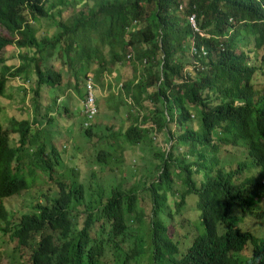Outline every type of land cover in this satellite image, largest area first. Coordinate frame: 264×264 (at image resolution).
Returning a JSON list of instances; mask_svg holds the SVG:
<instances>
[{
    "label": "trees",
    "instance_id": "1",
    "mask_svg": "<svg viewBox=\"0 0 264 264\" xmlns=\"http://www.w3.org/2000/svg\"><path fill=\"white\" fill-rule=\"evenodd\" d=\"M184 1L0 0V30L20 35L8 39L0 32V100L11 97L8 90L15 85L10 79L23 75L24 81L35 79L37 98L45 88L70 87L63 72L51 66L56 57L69 67L83 100L96 63L95 81L132 64L133 71L143 70L122 84L118 106L126 109L132 125L107 139L110 145L98 162L109 165L114 154L126 152L124 143L139 147L158 142L160 133L171 143L170 152L155 158L157 177L141 175L131 188L113 178L115 186L107 191L101 172H94L93 184L61 182L52 206H34L33 213L23 214L13 236L23 247L31 246L34 235L42 238L30 264H103L108 259L132 264L143 255L150 264L166 259L167 264H264V228L256 234L242 226L248 217L258 222V229L264 227V91L258 93L262 85L256 84L264 76V0H186L181 12ZM80 2L82 9L63 20L72 11L66 7L80 8ZM191 16L204 37L192 29ZM48 18L58 26L57 33L40 41L32 22ZM134 21L138 25L131 30ZM14 44L25 51L20 56L25 64L18 69L5 65L3 58V51ZM193 46L207 56H192ZM129 49L131 59L126 58ZM100 91L96 104L101 109ZM62 96L53 100L42 120L32 121L47 125L39 131L29 120L15 121L8 130L0 124V224L7 228L12 225L7 201L42 174L52 177L63 164L57 149H48L51 126L62 117ZM146 105L151 110L143 115L140 109ZM87 121L85 117L79 135L89 142L99 135L93 122L85 126ZM231 147L242 161L226 169L221 156ZM114 161L122 164L120 158ZM191 197L196 198L199 223L183 219ZM146 198L152 203L147 227ZM68 207L87 210L81 237L56 231L66 227ZM49 208H54L51 213ZM95 227L97 235L89 236ZM245 251L251 254L247 259L241 257Z\"/></svg>",
    "mask_w": 264,
    "mask_h": 264
},
{
    "label": "rangeland",
    "instance_id": "2",
    "mask_svg": "<svg viewBox=\"0 0 264 264\" xmlns=\"http://www.w3.org/2000/svg\"><path fill=\"white\" fill-rule=\"evenodd\" d=\"M83 6V2H80V8H74V4L67 6L66 9H72V11L70 13H64L62 16L63 20H68L73 14H75L76 11H80ZM52 22L53 21L50 18L32 22L34 26L37 27L36 32L40 41L45 40V37H53L56 35L58 26L55 24L51 25ZM7 37L10 36L7 35ZM23 53L25 54V51L20 52V50L16 47L15 49L11 48L8 50V54L10 56H13V54L18 55V58L15 60H13L11 56V59L13 60L11 64L17 65L14 67L18 68L19 64H25V60L21 59L19 55ZM30 56L33 57V55ZM52 65H56V68L60 69L67 79L64 84H69L70 87L67 86L66 90L64 89L65 87L45 88L40 93V97L37 98L36 90H34L35 80L33 79L32 84L29 85L30 89H26V91L21 92L18 89L23 83L15 84V87L8 92L11 97L0 100V124L3 126L4 130H8L10 128V124H13L15 121L20 122L29 120L32 122L36 117H38L39 120H42L41 116L45 114L48 106L52 104L53 100H56L60 94L63 95L62 100L58 103L59 112L62 114V117L51 126V132L48 135H52L54 146L58 148L62 154L63 165L62 167L55 169L52 178L48 175L42 174L38 181L32 183L29 190L7 201L6 205L11 215V220L14 221V223H17L23 214L31 213L33 211V205L35 206V203L38 201L41 203V201H45L46 197H54L58 192V182H69V178H71L70 176L73 177L74 175V178L77 180L87 181L94 172H101V177L105 179L103 184L106 188H108L107 191L115 186L113 183L115 178L118 179L119 183H123L126 188H131L138 183V180L144 178L141 177V175L151 174L152 176L157 177L159 174L156 169L158 163L155 158L160 159L162 154L170 152L171 143L168 135L166 133H160V136L158 135V142L151 140L150 143L149 140L148 144H144L139 147H130L124 143L123 147L126 149V152L120 151L114 154V157L110 158L109 165H101L97 158L102 149L107 151V147L110 145V142L107 145V139H112L113 136L119 137L122 131H125L132 125V122L129 119H126V109H118V106H120L119 98L121 97L118 98V91L116 87L119 84H126L127 82L134 80V78L139 77L143 69H135V72L133 71V65L126 63V65L116 67L113 73H104V75H101L99 79L96 81L94 80L95 91L101 89V95L99 96L102 101L101 109L99 108V116L93 123L95 128L98 129L96 134L99 135V137H94L91 141L87 142L84 137L82 138L81 135H79L81 134L79 129L85 117H82V115H84L83 99H81L78 95L77 90H79V88L75 86L76 81L74 77L70 75L71 71L69 67L64 66L59 57L52 60L51 66ZM98 65L99 64L96 63L93 66V72L89 73V77L91 76L94 78V72L97 71ZM256 84L258 86L262 85L258 88V93H263L264 76L258 77ZM103 85L104 87H102ZM111 86L112 88H110ZM108 88L111 90H108ZM82 92L84 93L83 88ZM140 110L143 111V115H148L150 113L151 106L148 107L146 105L144 109ZM135 112L137 114L139 110L137 109ZM195 121L192 124V127L197 130L198 123ZM32 124L38 131L47 127L45 123L39 124L32 122ZM100 137L104 138L100 139ZM121 141H123L122 138L120 142ZM179 153H183V150ZM222 153L221 163L223 165L222 167H226V169L236 166L237 161L242 160V156L235 148L231 147L229 152ZM115 158H120L122 164L117 165L116 161H114ZM93 163H96L97 167L94 166ZM112 169L115 171L114 174L110 172ZM113 175L118 177H112ZM176 181L178 182L179 180ZM178 184L180 185L181 182L179 181ZM144 186H146V183L143 184V187ZM110 195L111 193L107 194V196ZM146 200L147 201L145 203H142V206L145 208V215H148L145 220L147 227L149 224V216L151 213L150 207L152 206V203L148 200V198H146ZM195 201L196 198L191 197L185 204L182 212L185 222H192V224L199 223V211L196 207ZM86 217V215L80 216V228H82V223L85 221ZM242 226L243 228L249 230L258 229V224H256L253 219L248 217L242 223ZM99 227L100 226L98 225V228ZM176 227L179 230L184 228L183 226ZM196 227H198V225H196ZM5 229H7L5 224H1L0 264H30L31 249L26 250L21 247L18 240H14V238H12L11 232H4ZM172 232L173 230H170V234H172ZM132 234L136 235L135 229L132 230ZM192 234L191 240L193 239ZM38 239L39 236H37L35 242H37ZM244 255L249 256L250 252L246 251ZM109 257L113 256L110 255ZM117 260L114 261L113 259H108L104 261L103 264H117L116 262H120V260ZM132 264L150 263L148 262V257L143 255L142 257L140 256L138 263L133 262ZM158 264L165 263L161 261Z\"/></svg>",
    "mask_w": 264,
    "mask_h": 264
},
{
    "label": "clouds",
    "instance_id": "3",
    "mask_svg": "<svg viewBox=\"0 0 264 264\" xmlns=\"http://www.w3.org/2000/svg\"><path fill=\"white\" fill-rule=\"evenodd\" d=\"M35 21V20H34ZM37 22V21H36ZM135 22V21H134ZM133 22V23H134ZM137 22V21H136ZM133 23H132V28H131V30L132 29H134V28H136L137 27V25L136 26H134L133 25ZM130 30V31H131ZM0 32H1V34H3L2 36H4V38L6 37V38H8V39H12V38H19L20 37V35L18 34V33H15V34H13V35H10V33L9 32H6V31H1L0 30ZM7 35H9L10 37H7ZM15 47L16 48H18L19 50H20V52H22V51H24V50H21L18 46H17V44H14L13 46H10V47H8L5 51H3L4 52V56H3V58L5 59V61H6V64L5 65H7L8 67H13V68H15V69H18V68H16V67H14V66H17V65H13V64H11L12 63V61L13 60H15V59H17L18 58V55L17 54H13V56H12V59H11V56L8 54V50L9 49H11V48H14L15 49ZM130 51H131V49H129ZM130 51L128 52V53H130ZM132 52V51H131ZM128 53H127V55H128ZM133 53V52H132ZM3 54V53H2ZM20 56H21V54H19ZM127 58V57H126ZM132 58V57H131ZM130 58V59H131ZM22 59V58H21ZM128 59V58H127ZM20 66H23V65H21V64H19V67ZM107 74V73H106ZM25 79V76L23 75V76H21L20 78H11L10 79V82L12 83V85L14 84H21V83H23V84H21V87L18 89V90H21L22 88H25V89H30L29 87V85L30 84H32V81H33V79L31 80H27V81H24V79ZM89 79H91L92 80V82H93V85H94V93H95V96H96V98L98 97L97 95H96V91H95V84H94V80H93V78L90 76L89 77ZM35 80V79H34ZM111 85V84H110ZM109 85V86H110ZM35 88H36V86H35ZM86 88H87V86H86ZM116 89H117V91H118V98L119 97H121L120 96V92H121V89H122V84H119L117 87H116ZM10 90H12V89H9L8 90V92L10 91ZM62 98H63V96L58 100V103H59V101H61L62 100ZM83 102H84V100H83ZM98 110H99V108H98ZM83 114H84V107H83ZM85 116V115H84ZM99 116V112H98V114H97V116L95 117V119L92 121L93 123L96 121V118ZM33 128H35L34 127V125H33ZM54 146V144H53V141H51V143L49 144V146H48V148H49V150L51 151V148H50V146ZM55 147V146H54ZM56 148V147H55ZM57 149V151H58V154H59V156H61V158L63 157L62 156V154L60 153V151H59V149L58 148H56ZM35 150L34 149H32V152H34ZM31 152V153H32ZM98 158H99V156H98ZM98 158H97V160H98ZM62 161H63V158H62ZM240 161H242V160H240ZM63 165V164H62ZM94 166H96V163H94L93 164ZM60 167H62V166H60ZM60 167H57V168H60ZM97 167V166H96ZM56 168V169H57ZM93 175V174H92ZM71 178H69L70 179V181L69 182H66V181H60V182H58V185H59V187H60V183L61 182H65L66 184H72V182L75 180L76 182H78V185L80 186L81 185V183L82 184H85V183H89V182H91L92 184L94 183V180L92 179V176L87 180V181H80V180H77V179H75L74 178V175H73V177L72 176H70ZM50 178H52V177H50ZM32 185V184H31ZM31 185L29 186V188L31 187ZM59 187H58V192H57V194L54 196V197H51V198H48V197H46V199H45V201H41V203H40V201H38L37 203H35V206H39V205H46V204H49V206H52V204H53V200L54 199H56V198H59V196H58V194H59ZM29 188L27 189V190H29ZM27 190H25V191H27ZM24 191V192H25ZM23 193V192H22ZM56 208V207H55ZM54 208H49L48 209V211L47 212H49V213H51V211L53 210ZM198 209V208H197ZM34 212V205H33V211L31 212V213H33ZM87 212V210H86V208L85 207H79L78 209H70L69 207L65 210V213L66 214H68V216H67V218H68V220L69 221H67V223L65 222V226L66 227H61V228H59V229H57L56 231H57V233H59V234H61V235H72V236H79V237H81L83 234H84V230H85V228H86V223H87V221H88V214L86 213ZM31 213H26V214H31ZM199 214H200V212H199ZM25 215V214H24ZM83 215H86L87 217H86V219H85V221L82 223V228H80V223H79V219H80V216H83ZM21 219H22V216L20 217V220L17 222V223H14V221H12L11 220V215H10V220H11V222H12V225H11V228H7V229H5L4 230V232H11V236H12V238H14V240H18V242H19V245L21 246V247H23V245L20 243V241H19V239L18 238H15L14 236H13V234H12V229L13 228H15L16 227V225L17 224H19L20 223V221H21ZM254 220V222H256V224H258V222L255 220V219H253ZM5 224V223H4ZM59 224H60V222H59ZM1 225V224H0ZM5 226L7 227V225L5 224ZM263 228L264 227H262V228H260V229H257V230H249V229H247V230H249L250 232H253V233H256V234H263ZM97 230H96V227L92 230V232H91V234L89 235V236H93V237H95L97 234ZM37 236H39V239H38V241L37 242H35L36 241V238H37ZM41 240H42V238H41V236L40 235H34V238H33V240L32 241H34L32 244H31V246L30 247H23L24 249H26V250H28V249H31V253H33L34 254V251L36 250V248H34L35 247V243H39V242H41ZM73 240V238L72 239H70L69 241H72ZM192 241V240H191ZM246 252V251H245ZM244 252V253H245ZM244 253H242V258H244V259H247V258H249L250 256H251V254L249 255V256H245L244 255ZM247 257V258H246ZM30 258H31V254H30ZM161 262V261H160ZM165 264H167L166 263V261L164 262Z\"/></svg>",
    "mask_w": 264,
    "mask_h": 264
},
{
    "label": "built area",
    "instance_id": "4",
    "mask_svg": "<svg viewBox=\"0 0 264 264\" xmlns=\"http://www.w3.org/2000/svg\"><path fill=\"white\" fill-rule=\"evenodd\" d=\"M188 3L185 0L184 3L178 7L179 10L181 12L184 11V9L187 7ZM189 24L191 25L192 29L196 32L199 33L202 37H204V35L200 32L198 26H197V22H196V16H191L189 18ZM134 26L138 25V22H134L133 23ZM191 55L192 56H197L198 58L201 57H206L207 53L202 49L201 51H199L196 47H192L191 49ZM133 56V53L130 51V53H128L127 58L130 59ZM146 64V62H145ZM87 92H86V99H84L83 102V107H84V115L87 118V122L85 124L86 127L90 126L92 121L95 119V117L97 116L99 110L96 104V96L94 93V85L91 79L88 80L87 82ZM153 129H156V127L154 126Z\"/></svg>",
    "mask_w": 264,
    "mask_h": 264
}]
</instances>
